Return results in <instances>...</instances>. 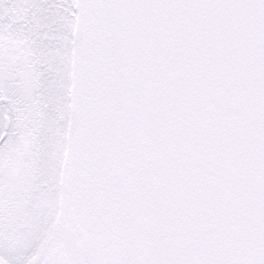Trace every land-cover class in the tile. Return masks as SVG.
I'll return each instance as SVG.
<instances>
[{
  "label": "snow or ice",
  "instance_id": "snow-or-ice-1",
  "mask_svg": "<svg viewBox=\"0 0 264 264\" xmlns=\"http://www.w3.org/2000/svg\"><path fill=\"white\" fill-rule=\"evenodd\" d=\"M0 264H264V0H0Z\"/></svg>",
  "mask_w": 264,
  "mask_h": 264
}]
</instances>
